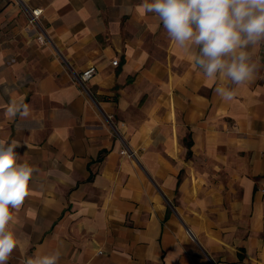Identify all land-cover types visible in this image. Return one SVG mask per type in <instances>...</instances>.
Masks as SVG:
<instances>
[{"label":"crops","instance_id":"0c3cea01","mask_svg":"<svg viewBox=\"0 0 264 264\" xmlns=\"http://www.w3.org/2000/svg\"><path fill=\"white\" fill-rule=\"evenodd\" d=\"M141 2L0 0V139L37 169L8 264H264V66L222 100Z\"/></svg>","mask_w":264,"mask_h":264},{"label":"clouds","instance_id":"9594fccd","mask_svg":"<svg viewBox=\"0 0 264 264\" xmlns=\"http://www.w3.org/2000/svg\"><path fill=\"white\" fill-rule=\"evenodd\" d=\"M142 14H154L169 41L188 54L193 66L224 101L234 99V89L253 80L264 48V0H142ZM23 101L12 102L4 116L27 117ZM16 141L0 139V264H8L20 241L11 227L13 210L29 195V182L37 169L20 162ZM59 252L28 258L25 264H58Z\"/></svg>","mask_w":264,"mask_h":264},{"label":"built area","instance_id":"2783aa9c","mask_svg":"<svg viewBox=\"0 0 264 264\" xmlns=\"http://www.w3.org/2000/svg\"><path fill=\"white\" fill-rule=\"evenodd\" d=\"M43 10L42 9H33L31 11V14H30V18H29V23L32 24V25H35L37 24V21L40 17V15L42 14ZM38 41L40 43H45V39L42 35H39L37 37ZM112 64L114 65H117L118 64V61L117 60H114L112 62ZM95 73V67H89L86 71H84L81 75H80V79L84 82V81H87L89 80ZM122 154H126L129 158H132L134 156V153L132 152H127V151H122L121 152Z\"/></svg>","mask_w":264,"mask_h":264}]
</instances>
